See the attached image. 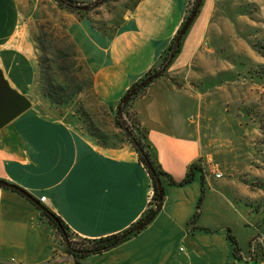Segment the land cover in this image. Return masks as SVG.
I'll list each match as a JSON object with an SVG mask.
<instances>
[{
  "label": "crops",
  "instance_id": "obj_1",
  "mask_svg": "<svg viewBox=\"0 0 264 264\" xmlns=\"http://www.w3.org/2000/svg\"><path fill=\"white\" fill-rule=\"evenodd\" d=\"M27 1L37 0H0V74L26 98L36 69L35 46L24 19ZM191 2L139 0L125 10L110 35L89 19L67 16V32L93 70V90L101 103L116 106L157 64ZM206 18L201 9L181 38V51L169 67L168 78L154 81L130 106L148 132L157 161L177 182L190 165L210 157L203 150L200 125L195 121L196 95L169 80L185 75L197 54ZM176 81L182 84L183 80ZM199 176L184 186L166 185L164 205L143 232L83 264H264L246 258L239 241L242 236L248 242L244 231L248 235L251 231L244 225L243 213L227 199L232 198L228 186L220 182L214 190V183L221 179L212 174L203 173L206 195L198 210ZM0 180L19 186L38 201L45 197L43 205L74 234L90 239L129 227L152 195L148 174L129 146L103 149L71 124L32 108L0 129ZM224 211L233 212L232 221ZM227 229L237 240L238 259L227 240ZM53 244V231L40 219L36 206L0 188V264H45L52 258Z\"/></svg>",
  "mask_w": 264,
  "mask_h": 264
},
{
  "label": "rangeland",
  "instance_id": "obj_2",
  "mask_svg": "<svg viewBox=\"0 0 264 264\" xmlns=\"http://www.w3.org/2000/svg\"><path fill=\"white\" fill-rule=\"evenodd\" d=\"M27 2L24 19L36 55L34 83L27 98L30 108L71 124L98 146L99 141L87 133L88 128L105 138L108 149L125 146L123 132L114 124L116 106H107L96 97L93 70L67 32V16L89 19L95 27L103 26L111 33L136 0H111L80 16L59 8L53 0ZM193 4L185 18L193 12ZM201 9L207 18L197 54L185 75L169 80L179 87L186 86L197 97L195 121L200 125L203 150L210 155L199 164L204 166L205 174H221L214 190L220 182L230 189L232 198L227 199L243 213L244 225L251 231V235L244 231L248 242L242 236L239 241L245 246L246 258H250L254 244L264 240V0H202L199 13ZM44 64L50 66L49 77L63 86V96H73L71 103L55 106L42 96L39 65ZM168 70L156 80L168 78ZM176 80H183L182 84ZM129 114L134 116L131 109ZM225 213L232 221L233 212ZM53 236V255L45 264H75L64 253L55 231Z\"/></svg>",
  "mask_w": 264,
  "mask_h": 264
},
{
  "label": "trees",
  "instance_id": "obj_3",
  "mask_svg": "<svg viewBox=\"0 0 264 264\" xmlns=\"http://www.w3.org/2000/svg\"><path fill=\"white\" fill-rule=\"evenodd\" d=\"M59 8L66 9L68 11L76 13L78 16L86 15L92 9H95L101 5H105L111 0H93L91 2H84L80 0H53ZM196 0L190 4H193L191 11L194 10V6L197 3ZM139 0H136L135 4L132 8L135 7L136 3ZM199 6L202 4V0H199ZM88 6L90 10H78V7L81 6ZM190 11V12H191ZM189 12V13H190ZM199 13L197 10L196 14ZM189 17H186L181 24L177 34L169 44L168 48L162 53L159 58V63L153 66L138 82L133 84L125 96L134 88L138 87L141 83H143L147 78L156 75V77L145 86L140 88L136 93L132 95V97L126 103H122L123 98L117 103L115 108V117H114V124L117 128L122 130L123 136L125 138L126 144L129 146L137 155L138 162L143 166L144 170L148 174V177L151 182L152 187V195L151 199L147 204L146 209L140 216V218L132 223L126 229L117 232L115 234H111L105 237L90 239V238H81L74 234L71 229L65 224V222L56 215L52 210L44 206L40 201L36 198L31 196L28 192L24 189L17 186L20 190H13L5 187H1L2 189L10 190L19 196L25 198L29 203L33 206H36V209L39 211L40 219L45 220L51 227L53 231L58 234L62 247L64 249V253L72 259L75 264H83L89 257L94 255H99L105 252H108L112 249H115L122 244L132 240L133 238L137 237L141 232H143L159 215L164 202H165V186H184L186 184L191 183L196 176L199 174L201 179V196L198 203V210L202 202L204 201L206 195V188L205 182L203 178V169L199 162L193 163L189 166L185 177L180 182L175 181L169 174H167L157 161L155 155L153 154L151 145L148 141V132L147 130L141 126L140 122L134 116L129 114V109L131 106L132 101H134L147 87H149L156 79L162 77L169 66L171 65L172 61L181 51V41L179 44H175L176 36L178 35L180 29L183 27L185 22ZM190 27V26H189ZM99 31L110 35V29L104 28L103 26L96 27ZM187 32V31H186ZM186 34V33H185ZM111 37V36H110ZM161 60V63H160ZM42 65V63H41ZM39 65L40 68V85H41V94L42 96L49 101L52 105L55 106H63L68 103H71L73 96H67L64 94L63 96V86L58 84L53 78H50L48 72L50 71V66L45 65L44 67ZM165 65L167 67L161 74H158ZM158 67V68H157ZM264 68V67H263ZM87 133L94 138L95 140L99 141L98 144L103 149H108L107 142L105 138L101 135L100 137L97 136L98 132L94 130L87 129ZM7 182V181H6ZM9 183V182H8ZM12 184V183H10ZM160 184V185H159ZM20 191H23L26 195L22 194ZM36 203H40L42 206H37ZM241 207L243 204L238 202ZM244 206V205H243ZM198 215V214H197ZM197 215L192 219L191 224L196 221ZM227 240L230 242L234 257L238 259V254L240 252L237 240L231 234V230L227 229ZM251 260L254 261H261L264 262V240L260 243L254 244V253L250 257Z\"/></svg>",
  "mask_w": 264,
  "mask_h": 264
},
{
  "label": "water",
  "instance_id": "obj_4",
  "mask_svg": "<svg viewBox=\"0 0 264 264\" xmlns=\"http://www.w3.org/2000/svg\"><path fill=\"white\" fill-rule=\"evenodd\" d=\"M103 2L106 0H102ZM199 0L197 1L195 8L193 12L191 13L190 17L188 20L185 22L181 30L179 31L175 44H179L181 41V38L185 34L186 30L190 26L191 22L193 21L194 17L196 16V12L199 8ZM78 10H88V7H78ZM167 65H165L162 70L158 73H162L163 70ZM156 75L147 78L143 83H141L138 87L132 89L122 100V103L128 102V100L132 97L134 93H136L140 88L145 86L147 83L151 82ZM31 104L29 100L24 97L23 95L19 94L18 92L12 90L7 82L3 79L2 75L0 74V129L9 125L11 122H13L16 118H18L20 115H22L24 112H26L30 108ZM160 185V184H159ZM0 186L17 190L19 191L20 189L13 185L10 184L4 180H0ZM22 194L26 195L23 191H20ZM37 206H42L40 203H36Z\"/></svg>",
  "mask_w": 264,
  "mask_h": 264
},
{
  "label": "built area",
  "instance_id": "obj_5",
  "mask_svg": "<svg viewBox=\"0 0 264 264\" xmlns=\"http://www.w3.org/2000/svg\"><path fill=\"white\" fill-rule=\"evenodd\" d=\"M215 178H217V179H218V178H221V174H219V173L216 174V175H215ZM39 201L43 204V203H45L46 198H45V197H41Z\"/></svg>",
  "mask_w": 264,
  "mask_h": 264
}]
</instances>
